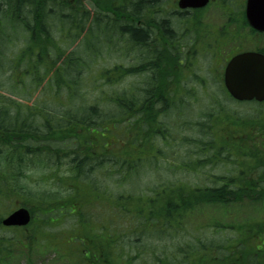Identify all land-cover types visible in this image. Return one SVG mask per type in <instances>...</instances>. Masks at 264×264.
Wrapping results in <instances>:
<instances>
[{
	"label": "trees",
	"instance_id": "16d2710c",
	"mask_svg": "<svg viewBox=\"0 0 264 264\" xmlns=\"http://www.w3.org/2000/svg\"><path fill=\"white\" fill-rule=\"evenodd\" d=\"M170 3L0 0V264H264V217L207 215L264 209V103L233 100L214 66L202 94L179 76L167 39L210 26L182 14L177 33ZM213 5L243 38V5ZM22 207L29 224L4 228Z\"/></svg>",
	"mask_w": 264,
	"mask_h": 264
},
{
	"label": "rangeland",
	"instance_id": "374dc122",
	"mask_svg": "<svg viewBox=\"0 0 264 264\" xmlns=\"http://www.w3.org/2000/svg\"><path fill=\"white\" fill-rule=\"evenodd\" d=\"M231 1H235L236 6L243 5V7H244L245 2H246V0H231ZM177 2H178V0H171V3L168 6L166 5L164 7V9H162L163 12H162L161 16L162 17H168L170 12L173 13L171 6L177 5ZM87 7L90 9L89 5H87ZM174 10H175V8H174ZM91 12H93V11H91ZM203 12H204V9H200V13L197 15L198 18L194 19V22L198 23L200 28L206 27L207 24L211 25L214 28L215 27L221 28L223 26V24L225 23V20L220 17L221 16L220 11L215 9L214 5H212V7L210 9H208V11H205L204 14H203ZM173 14H175V16H172L170 18V20H171V23L176 28L177 33L180 34L182 32L183 33L187 32L184 29V27L183 28L179 27V22H180L182 16L176 15L177 13H173ZM138 25H140V24H138ZM181 25H182V22H181ZM209 29H210V27H209ZM227 30H228V28L225 29V31H227ZM240 33L242 35H245V32L242 29L240 30ZM232 35L233 34H229V35H224L223 37H221V40H219L220 43L224 42L225 45H227V46H224V48H223L224 51L220 52L219 54L218 53L215 54L213 52L208 53V51H205V49L202 48L201 46H197V45L192 44V43H187V40H184V44L182 46V54L184 53V55L187 58V61L184 63L182 69L179 71L180 72L179 76L185 77L186 75L187 76L190 75V76L195 77L196 82H191V84L194 87H196L198 90H200L199 91L200 94H202V92L205 91L204 90L205 88L204 87L200 88V84H202V83L197 79V77L198 78H203L204 76L210 77L212 75L210 67L214 66V68L220 69L221 72L217 73V74L222 75V78H223V71H224V66H225L224 65L225 63L223 64V61L226 58L227 53H229L232 45L233 46L238 45L237 42H236V44H232L235 41V40H231ZM188 36H194V34H191V32H190V34ZM157 39H160V38H158V37L151 38V40H157ZM243 39H245V37H243ZM249 42H251V40H249ZM229 44H232V45H229ZM248 46H251V45L248 44ZM263 46H264V44H263ZM119 49H121V50L118 52H115V54H113V55L112 54L103 55L102 56L103 61L100 60L99 63L102 64L106 61L108 62V61H110V59L112 61L117 60L119 63L124 62L123 60L125 58H128L126 50L123 49L122 47L118 48V50ZM195 56H196V58L193 59L192 57H195ZM192 59H193L194 63L191 62ZM128 79L130 82L132 81V77H129ZM128 79H126L125 81H127ZM133 79H136V78H133ZM214 85L215 84H213V81L211 80L207 86L208 90L211 91L214 88H216ZM40 92H42V88H39L35 91L36 94L34 95L31 102H33L36 99V97L39 96ZM5 94L10 98L19 99L16 96L12 95V93H10V92L5 91ZM27 96L28 95L24 96L25 97L24 99H19V100H22V102H24L27 99ZM20 98H22V97H20ZM245 107H248V110H249L252 107V104H247V105H245ZM184 149L186 150L187 148H181V151H183ZM44 173L48 174L51 172H49L47 170L44 172L41 171V172L36 173L35 174L36 176H34V174H33V177L34 178L36 177V179L40 178ZM37 187H50V186H49V184H45V183L41 184L40 183V185ZM16 211H18V210L15 209L14 211L11 212V214H13ZM209 211L210 212L207 211V215H211L212 217H215L218 220H222L224 223H240L243 221L260 219V218L264 217V209L257 211L255 208H250L248 206L246 207V206H241V205H235L233 208L230 209V213L228 212V214H227V212L225 213L220 209H209ZM8 215H6L5 217H7ZM4 228H7V227L5 226ZM15 228H18V227H15ZM0 233H2L4 235H9V236H12V234H13L12 231L9 232V231H6L4 229H0ZM15 249H20V248L15 247L14 250ZM16 251L18 252V250H16ZM19 255H20V253L13 255L14 259H15V256H19ZM34 257H36V258H34L35 264H50V262L51 263L58 262L56 254H54L51 251L46 252L45 255H39L38 254V255H35ZM16 259H17V262L20 261L18 264H29L27 262L25 256H22L20 260L17 257H16Z\"/></svg>",
	"mask_w": 264,
	"mask_h": 264
},
{
	"label": "water",
	"instance_id": "95a60500",
	"mask_svg": "<svg viewBox=\"0 0 264 264\" xmlns=\"http://www.w3.org/2000/svg\"><path fill=\"white\" fill-rule=\"evenodd\" d=\"M210 0H179L181 9H200ZM246 17L249 24L258 31H264V0H247ZM225 86L229 94L237 101L264 102V55L245 52L234 56L227 64L224 75ZM31 214L21 208L3 219L5 226H26Z\"/></svg>",
	"mask_w": 264,
	"mask_h": 264
},
{
	"label": "flooded vegetation",
	"instance_id": "af4514ba",
	"mask_svg": "<svg viewBox=\"0 0 264 264\" xmlns=\"http://www.w3.org/2000/svg\"><path fill=\"white\" fill-rule=\"evenodd\" d=\"M174 8H175V10H174ZM171 9H172L173 13H178V15L184 14V15H186V17H191L193 19H197L198 18L197 15L200 13V10H193V9L179 10L176 7V5L171 6ZM205 11H208V10H204V12ZM204 12H203V14H204ZM246 23H247V21H246ZM207 25H209V24H207ZM209 26H210V30L208 32H205V34H203L202 30L199 29L200 34H198V35H196L194 32H191V34H194V36H184V37L176 36L175 38L169 37L167 40H187V43H192V44H195L197 46H201L202 48L205 49V51H208V53L213 52V53L217 54L218 52L224 51L223 48H224V46H227V45H225L224 42L220 43L219 40H221V37H223L224 35L232 34L235 27H231V28L228 27L227 31H225V28L221 27L224 30L222 32L220 27L214 28L211 25H209ZM243 28L244 29H242V30L246 34L241 35V37H245V39L240 38V40H235L232 44H236V42H237V44H238L237 46H233L232 44H229V45H232V47L230 48L229 53H227V55H226L227 59L230 57H233L239 53L247 52V51L264 53V46H263V44H264V32H259V31L254 30L253 28H251L248 25V23ZM189 40H190V42H188ZM249 40H251V42H249ZM248 44H250L251 46H248ZM195 58H196V56L193 57V59H195ZM192 62H193V60H192Z\"/></svg>",
	"mask_w": 264,
	"mask_h": 264
}]
</instances>
